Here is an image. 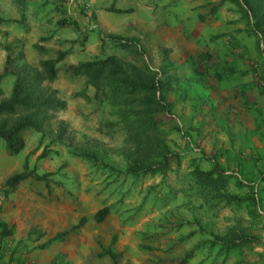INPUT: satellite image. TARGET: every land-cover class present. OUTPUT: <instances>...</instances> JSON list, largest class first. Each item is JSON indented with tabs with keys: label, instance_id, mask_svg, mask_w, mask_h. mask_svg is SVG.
<instances>
[{
	"label": "rangeland",
	"instance_id": "obj_1",
	"mask_svg": "<svg viewBox=\"0 0 264 264\" xmlns=\"http://www.w3.org/2000/svg\"><path fill=\"white\" fill-rule=\"evenodd\" d=\"M116 1L134 11L122 21L129 23L118 36L136 38L150 68L163 73L171 116L158 117L159 130L162 145L174 155L162 172L132 179L125 173L122 157L124 133L96 131L99 123L116 119L114 109L102 98L94 100L93 90L84 89L81 80L69 81L61 75L52 86L65 101L58 117L74 131V145L52 147L58 155L33 161L41 147L33 151L36 139L28 134L24 151L30 156L28 167L51 173V183L48 190L31 180L19 184L5 203L0 201V219L16 214L12 209L4 215L6 203L12 208L18 205L19 220L27 229L35 227L51 235L55 228L85 217L86 224L69 242L73 264H93L88 251L98 250L96 243L106 244L112 236V248L121 254L119 264H175L190 249L194 253L187 264H264V179L260 180L264 175V61L256 38L236 7L217 6L218 0ZM88 2L74 5L76 20L84 26L92 21L94 8ZM63 22L70 25L75 20L67 17ZM97 51L103 57L125 56L108 43ZM82 90L89 103L73 97ZM80 150L95 152L99 165L70 155ZM0 153L10 166L0 173L1 183L21 168L5 155L1 141ZM211 160L230 179L218 193L206 184L201 187L193 175L194 170H210ZM222 196L238 201L228 202ZM40 204L56 205L72 214L59 224L42 222ZM103 207L110 208L108 216L91 226L92 215ZM241 232L258 244L223 257L207 243L213 236ZM20 241L17 246L12 238L0 242V264H38L27 259L38 244L34 237L25 235Z\"/></svg>",
	"mask_w": 264,
	"mask_h": 264
},
{
	"label": "trees",
	"instance_id": "obj_2",
	"mask_svg": "<svg viewBox=\"0 0 264 264\" xmlns=\"http://www.w3.org/2000/svg\"><path fill=\"white\" fill-rule=\"evenodd\" d=\"M225 3L236 7L241 13L249 32L257 40L258 55L264 61L262 51L264 46V0H218L217 6ZM106 11L113 14H127L131 12V9L118 10L111 6ZM64 24V22L59 23V25ZM0 35L4 37L6 33L1 32ZM104 40L118 51L123 52L125 56L109 55L76 65L59 67L58 63L65 58L67 51H51L41 45L45 38H40L31 46L37 56V65L31 66L25 61L20 47L16 46L14 42L0 43V51L4 52L0 84L3 79L11 78L10 92L7 96L3 95L0 88V141L8 157L18 155L24 149L25 136L32 133L39 135L33 150L36 151L41 147V151L36 157L37 161L46 159L50 155H58V152L52 147L61 146L69 149L74 145V131L63 119L58 117V114L65 110V101L52 86L62 75L69 81L81 80L84 89L89 87L93 90L94 100L102 98L114 109L116 119L99 123L96 131L104 132L105 135L115 131L124 133L125 148L122 157L125 160V173L128 176L136 179L140 175L162 172V169L166 167L168 157L174 155L162 145V132L159 130L161 121L158 117L171 116V105L164 97L167 88L163 73L150 68L144 58L145 51L136 38L109 34L102 38L99 36L101 46ZM262 79L264 82V75ZM73 97L86 103L90 102V98L83 90L75 93ZM28 155L23 160L21 170L10 174L0 183L1 202L14 193L19 184L28 180L42 183L48 190L52 174H38L34 166L29 168ZM70 155L92 165L100 163L95 152L80 150L79 152H70ZM153 158L158 159V162L152 164ZM211 162L210 170L206 172L194 170L193 175L201 187L206 184L218 193L224 191L229 177L224 174L217 162L214 160ZM263 179L264 175L260 180ZM38 195L42 197L41 194ZM222 198L228 202L238 201L233 196H222ZM109 211V207L97 210L91 217L92 221L95 224L102 223ZM86 221L87 219L82 216L68 229L56 232L52 237L46 239H44V232L30 227L26 238L33 236L34 242L44 239L34 247L35 250L41 251L55 243L63 242L70 234L75 235ZM11 236L12 227L0 220V242ZM207 243L212 247L216 246L218 255L225 257L231 251L247 245L258 244V241L253 236L241 232L222 237L213 236L212 240ZM96 244L99 252H90V258L105 257L110 264H119L121 254L112 250L115 236L110 238L106 248H102L99 243ZM17 245H21V241L16 242ZM193 253L194 249L187 250L174 263L187 264L193 257ZM49 264L70 263L64 254L58 253Z\"/></svg>",
	"mask_w": 264,
	"mask_h": 264
},
{
	"label": "crops",
	"instance_id": "obj_3",
	"mask_svg": "<svg viewBox=\"0 0 264 264\" xmlns=\"http://www.w3.org/2000/svg\"><path fill=\"white\" fill-rule=\"evenodd\" d=\"M81 1L82 0H0V19L2 20V22L0 23V33H6V36L4 37L0 35V43L3 44V42H14L16 46L20 47L25 61L31 66L37 65V56L32 50L31 46L40 38H45V41L42 42L41 45L51 51H67V55L65 56V58L60 63H58L59 67L65 65H76L78 63L89 61L94 58L106 57L100 56L97 50L103 49V47L107 43L109 45L111 44L104 40V43L101 46L99 42V36L102 38L108 34L113 36L120 35L125 30L124 25L129 23L125 22V24H122V21H126L134 11L132 10V8H123L119 6L116 0H103L102 2H100L99 0H89L88 3L92 5V8H94L92 10V21L88 26H84L81 25L78 20H76L77 13L74 9V5L80 3ZM111 6L114 9L118 10L131 9V12L127 14L109 13L106 11V9ZM67 17H70L72 21L75 20V23H71L70 25H59V23L63 22V19H66ZM3 59L4 52L0 51V70ZM8 80H10V84ZM10 87V78H5L1 81L0 88L3 95L6 96L9 94ZM88 89L91 88L88 87ZM30 135H32V137L37 141L39 137L38 134L32 133ZM28 136L29 135L25 137L24 149L21 151L22 155L20 154V157L14 156V159H12L14 165L20 168L22 166L24 158L28 155L24 152L27 147L26 145ZM29 157L30 156L28 155V159ZM36 157L37 156H35V159H33V161L36 160ZM8 161V159L4 160V157L0 153V173H5L8 171V169L10 168ZM36 172L38 174L47 173L41 169L36 170ZM36 192L43 195L42 191L39 188H37ZM4 203L2 204V206L4 205ZM11 206L6 203L2 208L4 209V215H6L10 210L13 209V211L16 212V214H14V217L12 219L2 217V219L0 220L6 223L9 227H12V236L10 238L18 242L26 235L28 229L19 220L16 211L18 205H15L14 208H12ZM37 209L43 214L42 218L39 219L42 222L52 220V222L59 224L62 219L72 214V211L66 212V210L60 207L57 208L56 205L40 204ZM76 222L77 221L74 220L70 223L69 226L67 224L65 226H62L60 229L55 228L51 235L45 233L44 230L40 231L45 233L44 239H46L52 237L56 232L68 229ZM90 225L97 226L99 224H95L93 222V224ZM91 226L89 227L91 228ZM36 229L39 230L38 228ZM75 235L70 234L64 239L63 242L55 243L44 250H32L30 253H28L27 259H35L36 261H38L36 262L38 264H49L56 254L61 253L66 256V260L70 264H73L71 254L69 252V242L74 239ZM44 239H42L41 242H43ZM41 242L38 241L36 243ZM109 242L110 239L106 244H101L100 242L98 243L102 248H106L109 245ZM88 252L89 253H87L86 255L89 256V260H94L92 261L93 264H96V261L98 260H103L110 264L109 260L105 257L90 258V252L98 253L99 249L91 250Z\"/></svg>",
	"mask_w": 264,
	"mask_h": 264
}]
</instances>
